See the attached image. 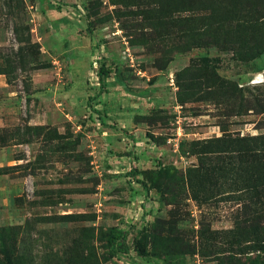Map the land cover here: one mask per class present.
Returning a JSON list of instances; mask_svg holds the SVG:
<instances>
[{
	"label": "rangeland",
	"instance_id": "rangeland-1",
	"mask_svg": "<svg viewBox=\"0 0 264 264\" xmlns=\"http://www.w3.org/2000/svg\"><path fill=\"white\" fill-rule=\"evenodd\" d=\"M0 264H264V0H0Z\"/></svg>",
	"mask_w": 264,
	"mask_h": 264
},
{
	"label": "trees",
	"instance_id": "trees-1",
	"mask_svg": "<svg viewBox=\"0 0 264 264\" xmlns=\"http://www.w3.org/2000/svg\"><path fill=\"white\" fill-rule=\"evenodd\" d=\"M98 75L100 77L101 83H103L104 82L103 78L105 76H107V71H105L102 67L101 70L99 71ZM94 111L97 114H100V112L98 110H94ZM153 174H154V172H149L147 175L149 178H156V179H162L163 178L162 170H159L157 172V176L153 177ZM127 235H128V232L122 233V232H119L118 230H115V232L112 235V240L110 241L111 245L115 246V245H117L118 241H121V245H122V248L124 249V251L129 252V248L127 245ZM148 239H149V236L146 233H144V234H142L141 238L136 240L134 243L135 251L141 257H147L149 255V253H148Z\"/></svg>",
	"mask_w": 264,
	"mask_h": 264
}]
</instances>
